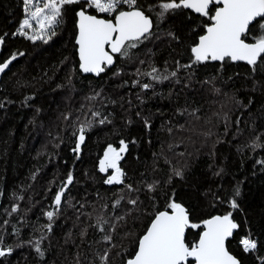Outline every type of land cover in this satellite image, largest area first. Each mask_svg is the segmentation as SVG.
<instances>
[{"label": "trees", "instance_id": "1", "mask_svg": "<svg viewBox=\"0 0 264 264\" xmlns=\"http://www.w3.org/2000/svg\"><path fill=\"white\" fill-rule=\"evenodd\" d=\"M162 2L168 0H137L153 20L150 37L95 78L78 69L77 12L115 15L83 2L65 5L49 39L31 29L19 34L24 0H0V64L16 57L0 73V249L12 248L0 264H102L106 249L107 264H127L155 215L170 212L172 202L200 225L187 229L190 247L205 220L231 213L238 227L229 252L240 264H264V63H196L191 49L212 21L184 8L161 19ZM37 34L44 39L28 38ZM259 36L257 26L245 40ZM153 67L168 79L152 80L146 73ZM81 127L86 140L77 152ZM122 140L127 149L117 163L124 182L109 185L115 170L101 172L100 162ZM61 189L60 210L49 221ZM129 199H137L135 208ZM101 216L109 221L104 232L96 226ZM244 239L257 248L245 251Z\"/></svg>", "mask_w": 264, "mask_h": 264}, {"label": "snow or ice", "instance_id": "2", "mask_svg": "<svg viewBox=\"0 0 264 264\" xmlns=\"http://www.w3.org/2000/svg\"><path fill=\"white\" fill-rule=\"evenodd\" d=\"M25 5H32L33 0H24ZM80 3V0H46L43 7H35L31 17L35 20L42 32H48L49 39L54 36L55 25L62 23V9L65 5ZM122 4H126L130 10H119ZM87 5L96 9L98 13H115L114 20L98 18L96 15L87 14L80 10L77 15L78 37L76 44L79 46L80 69L84 73L99 75L106 70V67L114 63V55L119 54L128 57L132 49L138 47L151 35L152 20L145 15L141 7H137V0H87ZM213 5H222L214 8ZM158 16L163 19L170 10L180 8L193 9L196 13L208 17L212 23L206 29V34L200 36L199 43L191 49L196 63L207 61H224L228 58L231 61H246L249 65H256L258 61L264 63V34L260 35L254 43H247L245 37L252 28L259 27L264 30V0H168L159 4ZM27 10V9H26ZM259 18V19H258ZM251 26V27H250ZM29 19H25L21 25V35H26L25 28H31ZM51 30V31H49ZM171 35V33H170ZM29 39H44L43 35L37 34L28 37ZM3 41L0 40V43ZM47 42V41H45ZM0 64V73H3L12 60ZM186 65L185 67H190ZM154 81L168 79L167 76L159 74V70L153 67L151 72L146 73ZM171 76H176L175 72ZM138 83V81H137ZM150 84H143V89L150 88ZM95 99V97H92ZM2 106V105H0ZM98 116L99 113H94ZM104 123V120H100ZM147 124V121L145 122ZM79 136L74 151H79L80 144L85 140L84 127L79 129ZM122 147L119 150L109 146L104 159L100 162V171L105 172L111 168L115 174L108 177L105 183L122 184L124 173L118 167V160L121 153L125 152L127 145L122 140ZM175 175L182 177L180 170H174ZM73 182L69 174L66 185ZM129 191H134L131 185H127ZM149 191L155 190L154 184H149ZM239 195V189L236 190ZM64 196V189H61L54 197L55 211L46 213L48 220L52 221L59 212ZM123 197L115 201L114 206H119ZM128 204L133 208L137 205V199H129ZM168 211L157 213L147 229L146 234L138 241V250L134 258L129 259L127 264H189L190 258L195 264H239V261L232 256L225 247V241L232 235L233 229L238 225L231 219V213L224 216H214L203 222L204 231L199 242L191 247L185 242V232L189 228H199V224L191 223L186 209L179 203L172 202L168 205ZM231 207H238L235 200ZM13 208V211H16ZM123 215L116 218V221L123 220ZM109 223L104 217H98L96 226L99 231L104 232V225ZM51 231V223L47 225ZM111 231H115L116 224H111ZM103 240L111 244L112 236L105 234ZM2 243V240H0ZM245 251L255 250L257 242L252 239H244L241 242ZM35 250L43 255L36 242ZM108 251L100 257L102 264L108 262ZM12 248L0 249V257L9 255Z\"/></svg>", "mask_w": 264, "mask_h": 264}, {"label": "water", "instance_id": "3", "mask_svg": "<svg viewBox=\"0 0 264 264\" xmlns=\"http://www.w3.org/2000/svg\"><path fill=\"white\" fill-rule=\"evenodd\" d=\"M213 6H215V7H221L222 5H213ZM212 6V7H213ZM188 10H190V11H192L194 14H196V15H200L199 13H196L193 9H188ZM80 11V10H79ZM78 11V12H79ZM77 12V13H78ZM87 14H89V13H87ZM91 15V14H90ZM146 15V14H145ZM98 17V16H97ZM151 20H152V18L150 17V16H148ZM98 18H102V19H105V18H103V17H98ZM259 19V18H258ZM112 20H114V19H112ZM78 21H79V17H78V15H77V23H76V26H77V35H76V39H77V37H78ZM152 29H151V32H152V30H153V27H154V24H153V20H152ZM251 27V26H250ZM207 29V28H206ZM205 34H206V31H205ZM204 34V35H205ZM76 39H75V45L77 46V57H78V61H79V71L81 72V74L83 75V76H92V77H95V78H98L99 76H101L102 74H104L105 72H106V70H109V69H112L114 66H115V64H116V57L117 56H119V54H113L114 55V63L111 65V66H108V67H106V70L104 71V72H102V73H100L99 75H96V74H94V73H84V72H82L81 71V69H80V59H79V51H78V48H79V46L76 44ZM198 43H199V41H198ZM197 43V44H198ZM193 54V53H192ZM193 56H194V54H193ZM228 58H225V60H227ZM224 60V61H225ZM224 61H210L209 60V62H211V63H223ZM233 63H242V64H247V65H249L246 61H232ZM200 63H205V62H200ZM258 63V62H257ZM85 140H86V137H85ZM85 140H84V142L82 143V144H80V149H82L83 148V146H84V144H85ZM77 143H79V141H78V137H77V141H76V145H77ZM79 149V150H80ZM170 214H171V211L169 212ZM151 225V224H150ZM150 225H149V227H150ZM148 227V228H149ZM205 230V229H204ZM235 233H236V229H233V232H232V235L230 236V237H228L227 238V240L225 241V247H226V249H227V251L229 252V250H228V247H227V242L229 241V240H231L232 238H233V236L235 235ZM145 234H146V232H145ZM186 235H187V229H186V232H185V242H186ZM142 238V237H141ZM199 242V241H198ZM138 250V249H137ZM230 253V252H229ZM231 254V253H230ZM232 255V254H231ZM233 256V255H232ZM235 257V256H234ZM134 258V257H133ZM236 258V257H235ZM237 259V258H236ZM238 260V259H237ZM239 261V260H238ZM189 262H193L194 264H195V262H194V260H192L191 258H190V260H189ZM239 264H240V261H239Z\"/></svg>", "mask_w": 264, "mask_h": 264}, {"label": "rangeland", "instance_id": "4", "mask_svg": "<svg viewBox=\"0 0 264 264\" xmlns=\"http://www.w3.org/2000/svg\"><path fill=\"white\" fill-rule=\"evenodd\" d=\"M46 2V0H33V4L32 5H25V12H26V17H25V19H29V21H30V23L32 24V27L31 28H25V30L26 29H31V30H36V31H41V29L39 28V26H38V24H37V22L35 21V20H33L32 19V17H31V12L35 9V7H43L44 6V3ZM80 2H83L84 4H85V8H92V7H89L88 5H87V0H80ZM122 5H126V4H122ZM127 6V5H126ZM27 9V10H26ZM92 9H94V8H92ZM95 11H96V9H94ZM97 12V11H96ZM98 13V12H97ZM99 14H103V15H106V16H109V17H111V16H113V15H115V13H113V14H111V15H109V14H107V13H99ZM24 19V20H25ZM23 20V21H24ZM23 24V23H22ZM259 30H260V35H262V34H264V30H262V29H260L259 28ZM42 32V31H41ZM258 39V38H257Z\"/></svg>", "mask_w": 264, "mask_h": 264}, {"label": "bare ground", "instance_id": "5", "mask_svg": "<svg viewBox=\"0 0 264 264\" xmlns=\"http://www.w3.org/2000/svg\"><path fill=\"white\" fill-rule=\"evenodd\" d=\"M216 8V7H215ZM185 9V8H184ZM186 10H188V9H186ZM190 11V10H189ZM192 12V11H191ZM193 13V12H192ZM194 14V13H193ZM196 15V14H195ZM197 16H202V15H197ZM114 19V18H113ZM210 26V25H209ZM254 43V42H253ZM227 60H229V59H227ZM226 61V60H225ZM231 61V60H230ZM203 233V232H202ZM202 235V234H201ZM200 235V236H201ZM199 241V240H198ZM230 241V240H229ZM227 244H228V242H227Z\"/></svg>", "mask_w": 264, "mask_h": 264}]
</instances>
